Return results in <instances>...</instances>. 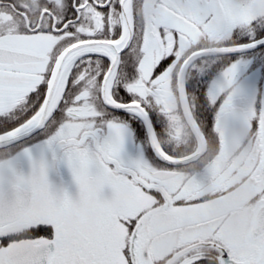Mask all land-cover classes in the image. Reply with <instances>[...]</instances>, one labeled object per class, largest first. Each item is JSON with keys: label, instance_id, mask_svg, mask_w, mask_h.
I'll return each mask as SVG.
<instances>
[{"label": "snow or ice", "instance_id": "snow-or-ice-1", "mask_svg": "<svg viewBox=\"0 0 264 264\" xmlns=\"http://www.w3.org/2000/svg\"><path fill=\"white\" fill-rule=\"evenodd\" d=\"M0 264H264V0H0Z\"/></svg>", "mask_w": 264, "mask_h": 264}]
</instances>
